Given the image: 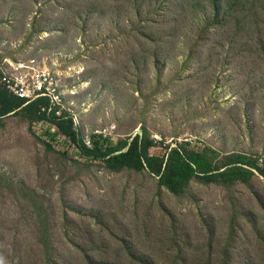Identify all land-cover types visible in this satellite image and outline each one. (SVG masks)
<instances>
[{
	"label": "rangeland",
	"instance_id": "374dc122",
	"mask_svg": "<svg viewBox=\"0 0 264 264\" xmlns=\"http://www.w3.org/2000/svg\"><path fill=\"white\" fill-rule=\"evenodd\" d=\"M0 62L49 73L89 146L145 128L264 163V0H0ZM48 127L0 122V264H264V177L175 194Z\"/></svg>",
	"mask_w": 264,
	"mask_h": 264
},
{
	"label": "trees",
	"instance_id": "16d2710c",
	"mask_svg": "<svg viewBox=\"0 0 264 264\" xmlns=\"http://www.w3.org/2000/svg\"><path fill=\"white\" fill-rule=\"evenodd\" d=\"M0 71V122L11 113L22 114L31 124L43 119L49 120L57 132L45 134L55 138L58 133L67 136L68 145L77 147L79 153L90 160H101L110 170L118 171L123 167L133 170H147L158 177L160 185L172 193L183 192L193 178H202L206 182L234 184L248 182L257 174L264 177V163L259 157L240 152L218 155L213 149L195 150L178 142L170 146L164 155H155L150 149L155 146L154 139L144 128L142 134L112 142L107 137L94 134L90 144H86L79 132L74 129L75 119L63 112L56 115L55 107L50 115L43 112V107L50 105V98L39 97L35 100L19 97L12 93L1 81Z\"/></svg>",
	"mask_w": 264,
	"mask_h": 264
},
{
	"label": "built area",
	"instance_id": "2783aa9c",
	"mask_svg": "<svg viewBox=\"0 0 264 264\" xmlns=\"http://www.w3.org/2000/svg\"><path fill=\"white\" fill-rule=\"evenodd\" d=\"M18 62L16 66L7 67V62H0V71L2 73L1 81L6 85V87L15 95L27 99V101L35 100L39 97H49L50 105L48 107H43V112H47L48 115L52 110L57 107L56 115L60 116L62 114V100L57 93L56 84L49 76L46 71L40 70L39 66L34 65L35 62L31 64H21ZM53 81V82H52ZM50 122L49 120L43 119L34 122V124L41 126L44 123ZM51 130L50 127H48ZM58 131V129H57ZM63 137L64 140L67 136L63 133H58L57 136ZM56 136V138H57ZM89 144V143H87Z\"/></svg>",
	"mask_w": 264,
	"mask_h": 264
}]
</instances>
